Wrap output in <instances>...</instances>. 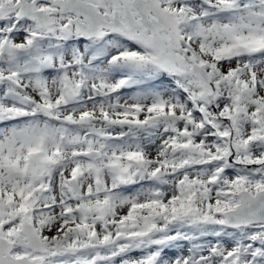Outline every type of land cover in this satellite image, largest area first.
Wrapping results in <instances>:
<instances>
[{"label": "snow or ice", "instance_id": "1", "mask_svg": "<svg viewBox=\"0 0 264 264\" xmlns=\"http://www.w3.org/2000/svg\"><path fill=\"white\" fill-rule=\"evenodd\" d=\"M0 264H264V0H0Z\"/></svg>", "mask_w": 264, "mask_h": 264}]
</instances>
